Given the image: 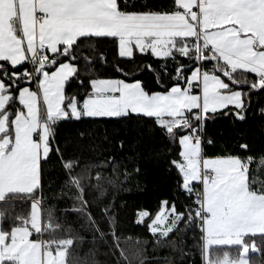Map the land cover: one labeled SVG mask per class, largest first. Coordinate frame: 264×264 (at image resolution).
Masks as SVG:
<instances>
[{"label":"snow or ice","instance_id":"obj_1","mask_svg":"<svg viewBox=\"0 0 264 264\" xmlns=\"http://www.w3.org/2000/svg\"><path fill=\"white\" fill-rule=\"evenodd\" d=\"M104 39L114 43L119 60L133 61L140 53L159 64L126 68L118 62V75L90 76L85 87L77 61H85L89 74L92 61L78 56L81 43L95 50L89 41ZM97 58L106 63L103 52ZM145 69L163 90L135 78ZM71 81L84 90L82 99L66 92ZM262 91L264 0H0V203L8 205L0 208V264H33L26 245L36 244L51 253L46 264H69L72 227L44 206V164L54 151L66 173L64 187L73 193V206L65 211L104 236L85 193L100 200L105 184L114 181L101 170L93 175L78 160L65 161L55 128L65 120L132 116L154 120L165 139L178 143V159L170 163L188 201L178 208L175 200H162L154 216L137 210V223L147 220L156 243L173 251L181 243L174 233L197 229L201 264H253L250 252L264 256V176L251 168L257 162L252 155L204 156L203 132L218 113L244 120L251 93ZM257 169L264 173V155ZM17 201L28 202L29 215L15 211ZM109 210L101 211L108 216ZM5 218L10 227H3ZM57 232L68 235L57 240ZM162 260L174 264L168 256ZM72 264L81 262L74 258Z\"/></svg>","mask_w":264,"mask_h":264},{"label":"trees","instance_id":"obj_2","mask_svg":"<svg viewBox=\"0 0 264 264\" xmlns=\"http://www.w3.org/2000/svg\"><path fill=\"white\" fill-rule=\"evenodd\" d=\"M155 2L167 4L168 0ZM89 43L94 45L95 50L82 41L78 56L91 59L92 72H84L83 59L77 61L85 87L90 76L105 78L118 75L113 71V65L118 62L126 68L143 65L145 61L152 62L154 66L159 64L150 54L136 53L133 61L119 60L114 43L106 39ZM101 52L107 58L106 63H101L97 58ZM135 78L141 79L148 89L163 90L156 85L153 74L146 69ZM163 79L170 87L169 78ZM66 92L69 95L76 94L81 99L84 94V90L79 88L75 81L66 85ZM261 108H264V91L252 92L244 120L219 113L209 118L203 132V155H252L257 162L251 165V168L258 175L264 176V173H259L257 169L259 157L264 155V114L259 112ZM209 138L213 141L211 145L207 143ZM55 141L65 161L78 160L81 167L90 166L93 175L97 170H101L114 181L112 184H105V194L100 200L94 199L97 195L95 192L85 193L89 201L88 211L104 233L101 237L83 218L71 211H65L73 206V193L64 187L66 173L55 151L44 164V206L46 209H53L61 222L66 221V227H72L71 235L75 243L71 246L69 264H72L74 258L79 259L81 264H163L162 258L165 256L170 257L174 264H201V245L197 229L174 233L172 239L181 243L173 251L156 243L155 238L148 232L147 220L142 224L137 223V210H147L154 216L162 200L169 203L175 200L178 208L188 202L179 188L180 176L170 163L171 160L178 159V143L165 139L155 126L154 120L139 116L119 120H65L55 128ZM242 143L248 146L246 151L239 148ZM101 165L106 166L101 168ZM28 205L27 201H17L15 211L26 216ZM105 206L110 209L108 216L114 217L111 224L108 222V216L102 214L101 210ZM6 207L7 204L0 203V208ZM10 226L9 219L5 218L3 227ZM180 228L183 229L184 226L181 225ZM113 234L117 240L113 239ZM66 235L68 234L65 232L55 233L57 240L66 238ZM181 247L187 252V256L183 258ZM225 247L232 254L237 253L235 247ZM249 259L253 264H264V256L260 254L250 252Z\"/></svg>","mask_w":264,"mask_h":264},{"label":"crops","instance_id":"obj_3","mask_svg":"<svg viewBox=\"0 0 264 264\" xmlns=\"http://www.w3.org/2000/svg\"><path fill=\"white\" fill-rule=\"evenodd\" d=\"M40 112H44L43 104H41ZM28 207H29V205H28ZM28 211H29V208H28ZM28 211L26 213V216L29 215ZM19 227H20V225H17L16 227H13L12 231L16 232ZM2 236H3V234H0V238H2ZM26 247L31 248V250H32V255H31L30 259L33 261V264H46V262H45L46 255H45V253L49 252V250L47 248H42L39 244L26 245ZM47 254H49L48 259H47V261H49L51 259V253L49 252Z\"/></svg>","mask_w":264,"mask_h":264},{"label":"rangeland","instance_id":"obj_4","mask_svg":"<svg viewBox=\"0 0 264 264\" xmlns=\"http://www.w3.org/2000/svg\"><path fill=\"white\" fill-rule=\"evenodd\" d=\"M40 110H41V108H40ZM41 114L43 115V112H41ZM136 219H137V218H136ZM47 253H49V252H46V253H45V255H46L45 262H47V259H48V256H49V254H47Z\"/></svg>","mask_w":264,"mask_h":264}]
</instances>
